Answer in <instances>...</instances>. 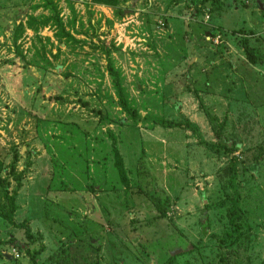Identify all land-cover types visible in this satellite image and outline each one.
I'll return each instance as SVG.
<instances>
[{"label": "rangeland", "instance_id": "obj_1", "mask_svg": "<svg viewBox=\"0 0 264 264\" xmlns=\"http://www.w3.org/2000/svg\"><path fill=\"white\" fill-rule=\"evenodd\" d=\"M0 176V264H264V0H0Z\"/></svg>", "mask_w": 264, "mask_h": 264}, {"label": "trees", "instance_id": "obj_2", "mask_svg": "<svg viewBox=\"0 0 264 264\" xmlns=\"http://www.w3.org/2000/svg\"><path fill=\"white\" fill-rule=\"evenodd\" d=\"M96 3H101V4H106V5H116L119 0H93ZM32 18L31 20L28 21V24L30 25V27H33L31 24ZM61 29L62 26L61 24H59ZM241 48L243 49L246 59L247 61L252 64V65H256L260 59V56H258L254 50L253 47H251L248 44V41L246 39V37H243L241 40ZM107 72L108 74L112 77L113 80V85H114V89L119 101V106L120 108L127 114L129 115V117H131L133 120H137L138 119V112L137 110L129 103V100L126 96L125 90L123 88L122 85V81H121V74L120 72H118L113 66L111 61L108 59L107 60ZM161 123L164 125L167 122L165 121H161ZM112 150H113V157H114V165L115 168L117 169L118 175L120 176V179L123 183V185L125 186V188H129V184H128V180L125 176V169L123 166V161L120 157V154L116 148V143L114 140V137H112ZM207 147L212 148V150L217 151L218 149H222L223 152L225 153H231L233 148H229L227 144H220L219 148L215 147L214 144H208ZM16 162V155H13V159H12V163ZM230 170H231V176L229 177L228 180V184L229 186L233 189V191L235 192V198L233 199L232 202V207L231 210L228 213V219H229V225L231 226L232 230L230 232H226L224 234V238L223 239H228L230 237V233H233L234 231H237L238 229V211H239V203H240V193L238 192V190L236 189L235 185H234V181L236 179V175H237V165H236V161L235 159L232 158V161L230 163ZM0 186L3 189V198H4V204L2 206H0V218L4 219L6 222H8L9 224H13L14 220V213L16 211V205H15V197H14V193L13 194H9L8 190H7V183L6 181H4L1 176H0ZM26 235H29V230L26 229ZM21 248V246H20ZM39 251H35L34 253L31 254V261L32 264H40V261L38 260V256H39ZM220 261L221 264H227L224 260V258L221 256L220 257Z\"/></svg>", "mask_w": 264, "mask_h": 264}, {"label": "water", "instance_id": "obj_3", "mask_svg": "<svg viewBox=\"0 0 264 264\" xmlns=\"http://www.w3.org/2000/svg\"><path fill=\"white\" fill-rule=\"evenodd\" d=\"M6 258H7L8 260H12V259H13V256L8 255V256H6Z\"/></svg>", "mask_w": 264, "mask_h": 264}]
</instances>
